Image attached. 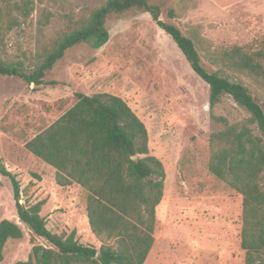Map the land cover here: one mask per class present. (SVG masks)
I'll return each mask as SVG.
<instances>
[{
    "label": "rangeland",
    "instance_id": "374dc122",
    "mask_svg": "<svg viewBox=\"0 0 264 264\" xmlns=\"http://www.w3.org/2000/svg\"><path fill=\"white\" fill-rule=\"evenodd\" d=\"M80 2L44 0L55 14L47 42L55 43L64 33V12L78 11ZM161 20L196 42L202 39L210 51L264 48V0H169L162 7ZM107 28L110 38L104 47L71 48L47 73L46 85L29 86L19 78L0 76V158L21 184L22 203L45 201L41 216L49 230L70 234L75 227L82 244L101 247L97 239L89 238L81 221L88 193L78 185L58 186L55 171L28 152L25 144L71 109L76 93L115 95L145 124L150 153L166 172L164 196L156 212V241L145 264H245L243 198L211 175L208 163L210 136L223 128L213 115L232 123L247 115L229 96L210 109L209 86L148 13L113 16ZM34 38L31 29L13 33L7 53L15 56L33 50ZM199 51L203 66L216 72L206 51ZM245 82L254 89L249 80ZM3 220L18 223L19 219L11 182L0 176ZM22 228L24 237L7 243L0 264L26 261L34 245L46 244L43 239L32 240L30 231Z\"/></svg>",
    "mask_w": 264,
    "mask_h": 264
},
{
    "label": "trees",
    "instance_id": "16d2710c",
    "mask_svg": "<svg viewBox=\"0 0 264 264\" xmlns=\"http://www.w3.org/2000/svg\"><path fill=\"white\" fill-rule=\"evenodd\" d=\"M167 1L81 0L78 11L64 12L66 29L50 44L47 30L55 14L44 0H0V76L19 78L29 86L46 85L47 73L68 50L81 44L101 49L107 44L111 17L134 11L148 13L209 86L210 109L229 96L247 115L233 123L213 115L223 128L210 136L208 170L243 198L241 248L245 264H264V48L249 52L235 46L210 51L202 39L196 42L161 20ZM30 29L35 33L34 49L9 55L6 47L11 35ZM199 49L206 51L218 68L216 72L203 66ZM75 96L76 104L25 148L56 170L58 186L77 184L88 193L89 225L101 247L82 244L76 230L61 235L49 230L41 216L45 201L22 203L21 184L0 158V176L11 182L22 221V225L0 222V262L7 243L24 237L23 226L32 240L43 239L46 244L34 245L29 258L16 264H145L154 247L156 212L164 196L166 172L163 163L150 153L145 124L118 96Z\"/></svg>",
    "mask_w": 264,
    "mask_h": 264
},
{
    "label": "crops",
    "instance_id": "0c3cea01",
    "mask_svg": "<svg viewBox=\"0 0 264 264\" xmlns=\"http://www.w3.org/2000/svg\"><path fill=\"white\" fill-rule=\"evenodd\" d=\"M49 166V165H48ZM51 167V166H50ZM52 169H53V171H55V175H56V170L53 168V167H51ZM74 185H77V184H74ZM79 186V185H78ZM87 203H86V205L84 206V213H83V215H82V217H81V221H82V224H83V227L84 228H86L87 229V231H88V233H90L89 234V238L90 239H96V237L94 236V234L91 232V229H90V225H89V220H88V215H87ZM73 230H76L75 229V227L73 228ZM72 230V231H73ZM79 235H81V234H79Z\"/></svg>",
    "mask_w": 264,
    "mask_h": 264
},
{
    "label": "water",
    "instance_id": "95a60500",
    "mask_svg": "<svg viewBox=\"0 0 264 264\" xmlns=\"http://www.w3.org/2000/svg\"><path fill=\"white\" fill-rule=\"evenodd\" d=\"M134 159H136V157ZM18 224L22 225V221L20 219L18 220Z\"/></svg>",
    "mask_w": 264,
    "mask_h": 264
}]
</instances>
